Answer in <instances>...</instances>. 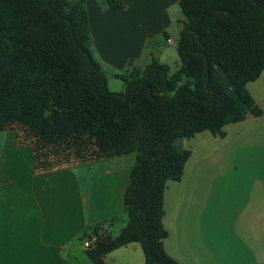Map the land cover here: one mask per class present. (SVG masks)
I'll list each match as a JSON object with an SVG mask.
<instances>
[{
	"label": "trees",
	"instance_id": "obj_1",
	"mask_svg": "<svg viewBox=\"0 0 264 264\" xmlns=\"http://www.w3.org/2000/svg\"><path fill=\"white\" fill-rule=\"evenodd\" d=\"M112 10L124 7L107 0ZM179 67L153 61L108 89L92 50L86 0H0V131L34 151L36 171L135 153L128 224L98 236L95 264L138 243L144 264H179L164 249V192L190 152L182 141L257 117L246 85L264 71V0H181ZM88 235H85L84 241Z\"/></svg>",
	"mask_w": 264,
	"mask_h": 264
},
{
	"label": "crops",
	"instance_id": "obj_2",
	"mask_svg": "<svg viewBox=\"0 0 264 264\" xmlns=\"http://www.w3.org/2000/svg\"><path fill=\"white\" fill-rule=\"evenodd\" d=\"M117 1L124 7L86 0L104 73L120 79L153 61L169 66L171 57L178 68L181 0ZM246 89L259 116L226 125L222 136L205 131L182 141L190 157L182 178L166 185L162 219L164 249L179 264H264V71ZM135 160L128 153L36 171L33 147L18 144L13 129L0 131V264H95L82 238L97 229L114 238L127 226ZM103 261L144 264L145 257L133 243Z\"/></svg>",
	"mask_w": 264,
	"mask_h": 264
},
{
	"label": "rangeland",
	"instance_id": "obj_3",
	"mask_svg": "<svg viewBox=\"0 0 264 264\" xmlns=\"http://www.w3.org/2000/svg\"><path fill=\"white\" fill-rule=\"evenodd\" d=\"M165 61H167L169 67L172 68V71L176 70V66H175V60L171 57V58H167ZM105 75H106V78L108 79L109 83H108V89L112 92H117V93H120V92H125L126 90V86H125V82L121 79H116V78H112L111 76V73L105 69ZM125 156H128V155H125ZM132 156V155H131ZM128 158V157H127ZM128 160V159H126ZM126 218V216H125ZM123 227L121 223L118 224V227L120 228ZM120 231L117 230V233Z\"/></svg>",
	"mask_w": 264,
	"mask_h": 264
},
{
	"label": "built area",
	"instance_id": "obj_4",
	"mask_svg": "<svg viewBox=\"0 0 264 264\" xmlns=\"http://www.w3.org/2000/svg\"><path fill=\"white\" fill-rule=\"evenodd\" d=\"M168 42H171V41L168 40ZM97 240H98L97 235H92L90 237H87V239H85V241H84V247L86 249H91Z\"/></svg>",
	"mask_w": 264,
	"mask_h": 264
}]
</instances>
